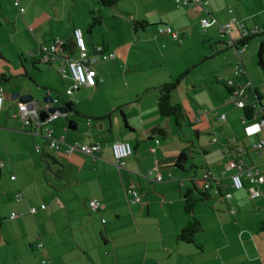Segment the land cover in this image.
Returning a JSON list of instances; mask_svg holds the SVG:
<instances>
[{"label": "crops", "instance_id": "1", "mask_svg": "<svg viewBox=\"0 0 264 264\" xmlns=\"http://www.w3.org/2000/svg\"><path fill=\"white\" fill-rule=\"evenodd\" d=\"M114 1L22 0L24 13L13 4L15 39L0 42V85L5 89L0 112V264H264V195L251 197L256 188L264 191V183L233 188L235 170L229 165L236 158L264 168V147H254L264 140V130L247 134L244 109L235 105L228 85L229 80L236 86L251 81L247 103L262 101L264 53L259 50L264 34L241 45L220 39L218 23H201L204 17L220 23L236 17L264 27V0H209L204 9L176 0ZM6 4L0 0L2 15L9 11ZM95 10L100 22L90 29ZM136 21L147 24L136 28ZM165 25L180 38L155 37ZM75 28L87 32L90 54L103 44L116 57L97 62V85L84 86L69 99L65 92L71 79L61 72V57L46 62L41 47L54 40L73 45ZM95 28L102 31L98 39ZM22 33L27 42L17 41ZM201 44L203 55L188 53ZM240 46L244 51L239 55ZM55 73L62 86L56 84ZM184 73L172 93V102L186 112L177 129L173 117L159 112V87ZM32 83L37 96L74 101L77 114L58 118L54 133L67 142L100 143L97 156L51 149L43 136L22 127L21 101L14 96L33 95ZM55 88L65 100L53 95ZM71 118L78 121L76 130L68 128ZM186 126L193 129L196 142L173 135ZM156 128L165 133H155ZM116 141H129L134 149L121 169L112 151ZM208 171L220 178L210 188L205 187ZM159 174L162 180L156 179ZM130 188L139 191L141 202L130 201ZM188 191L199 199L191 213L185 208ZM228 192L231 198L225 196ZM17 194L23 198L17 200ZM90 198L103 202L99 213L90 212ZM193 218L202 229L194 241L181 240L179 234ZM37 234L44 247L37 245Z\"/></svg>", "mask_w": 264, "mask_h": 264}, {"label": "built area", "instance_id": "2", "mask_svg": "<svg viewBox=\"0 0 264 264\" xmlns=\"http://www.w3.org/2000/svg\"><path fill=\"white\" fill-rule=\"evenodd\" d=\"M22 0H13L14 5L24 12V8L21 4ZM178 5H196L200 8H205L209 4V0H176ZM202 26L208 27L215 23L219 24V38L225 39L230 38L231 41L241 40L248 36H253L263 32L264 27L257 23H249L247 20L238 19L232 17L229 21L225 23H220L215 17H204L201 20ZM158 34H171L174 39H179L180 35L175 31L170 25L160 26L158 28ZM74 38V49L70 52L64 49L65 42L63 40H54L52 42L43 44L41 49L43 52L44 61L51 62L57 57H61L62 66L61 72L63 76L69 75L71 79V86L66 90L65 95L67 98H71L77 91H79L84 86L95 87L98 83L97 70L94 65L97 62L115 58L116 54L113 52H108L107 48L103 44L96 45L93 54H90L89 47L85 41L82 29L75 28L73 31ZM237 53L240 55L244 48L242 46L236 47ZM67 68V69H66ZM243 71L241 68L239 72ZM228 85L232 88V93L235 96V105L238 108H244L247 105L246 101V87L251 86L252 82L249 81L246 85H234L233 80L228 81ZM262 93L264 94V86L262 87ZM5 100V89L3 85H0V112L3 108ZM60 102L59 98H55V104ZM255 111V117L248 119L244 114L242 116V121L246 124L245 130L248 135H255L264 130V101L259 104H251ZM19 108V119L22 122V127L28 132L35 135H40L45 138V144L47 147L63 151L64 153L71 154L75 151H81L91 156H97L103 149L100 143H81V142H67L64 136H56L54 131L53 123L60 117H64V114L56 111L49 113L46 118H42L40 114V107L32 102H20ZM222 120L226 119V114L221 116ZM257 149H262L264 147V140H260L258 143L254 144ZM37 150L41 151V147L37 146ZM133 146L129 141H116L112 144V151L115 157V164L119 169L123 168L125 165V158L133 153ZM231 168L235 172L231 175L232 186L235 189H242L246 186L247 182L251 184L260 185L264 183V168L260 165H249L247 166L243 160L232 158L229 162ZM3 164H0V168ZM152 172H148V176ZM150 177V176H149ZM15 178V176H13ZM157 180H162V176L159 174L156 177ZM206 188L211 187V183L219 182L220 178L214 177L211 171L205 173ZM220 189H216L219 191ZM128 194L133 197L130 199L131 202H141L142 195L134 188L128 190ZM264 195V191L256 188L251 193L252 198H258ZM227 198H231L232 194L230 192L226 193ZM23 198L22 194H17V200ZM46 206L43 204L42 208ZM88 207L90 212L99 213L103 208V202L98 198H90L88 201ZM36 207H31V212H36ZM15 216V215H14ZM12 216V217H14ZM103 221H105L103 219ZM37 245L39 247H44V242L41 241V236L36 235Z\"/></svg>", "mask_w": 264, "mask_h": 264}, {"label": "trees", "instance_id": "3", "mask_svg": "<svg viewBox=\"0 0 264 264\" xmlns=\"http://www.w3.org/2000/svg\"><path fill=\"white\" fill-rule=\"evenodd\" d=\"M99 2L102 3V4H106V5H112V4L116 3V1H114V0H99ZM21 4H22V2H21ZM23 8H24V12H25L26 9H25V7H23ZM24 12H20V10H19V13H24ZM100 17H101L100 15H96V11L92 12L91 23L89 24L90 29L93 28L97 23L100 22ZM146 24L147 23L145 21H136V23H135L136 28H137V26L145 27ZM261 34H264V30H263V32H261L259 34H256V35H253V36H248V37H245V38H243L241 40H237V41H238L239 44L245 45V44H247L249 42L250 39H252V37H255V36H258V35H261ZM64 42H65L64 49L66 51L70 52L71 49H74V43H73V45H71V44L67 43L66 41H64ZM73 42H74V38H73ZM259 53H260V55H262L264 53V43L261 44ZM185 75H186V73L180 75L178 77V79H176L175 81L166 82V83L162 84L159 87V97H158V109H159V112L163 116H171V117H173L177 129H181L182 128V125H183L184 120L186 118V112H185L184 108L180 104H174L172 102V93L176 90V88L178 87V85L180 83V80ZM261 100H262L261 102H263L264 101V97H263V99L261 98ZM70 101H71L72 105L75 107L74 101L73 100H70ZM243 109H244V114L246 115V117L248 119H252L253 117H255L256 108H254L251 104L247 103V105H245V107ZM155 133L164 134L165 130L163 128H156L155 129ZM1 177H2V170L0 168V179H1ZM219 192H220V190H219ZM185 199H186L185 200L186 211L188 213L193 212L194 206L199 201V199L193 198L191 191H188L185 194ZM0 222H1V217H0ZM201 229H202L201 222L198 219L193 218L192 220L189 221L188 225L181 231V233L179 234V238L181 240H184V241H188V242L191 241L192 242V241L195 240L194 239L195 238V234Z\"/></svg>", "mask_w": 264, "mask_h": 264}, {"label": "rangeland", "instance_id": "4", "mask_svg": "<svg viewBox=\"0 0 264 264\" xmlns=\"http://www.w3.org/2000/svg\"><path fill=\"white\" fill-rule=\"evenodd\" d=\"M4 2L7 3L6 6L9 9V11H6L5 14H3V15L0 14V42H10L12 39H15L12 35L15 34V31H16V20H17L16 16L17 15L15 14V7L13 6V0H4ZM10 11H12V14H10ZM95 11H96V15H101L99 10H95ZM2 25H4L3 29L1 27ZM29 28L32 29V30H35L34 26H30ZM105 28L107 29V33L110 34L111 32L108 30L107 25H105ZM19 35L20 36H17V38H16L18 42H27L26 39H25L26 36L23 33L19 34ZM84 35H85L84 36L85 39H87L88 34H87L86 31H84ZM101 35H102L101 29L95 28L94 29L95 38L98 39V38H100ZM115 37H116V39L118 41L119 40L118 39V34L115 35ZM117 41H115V42H117ZM208 47H210V46H208ZM188 53L193 54V55H197V56L198 55H203L204 54L203 44H201V46L194 45L192 47V49L188 51ZM188 53H186V54H188ZM206 62H208V61H206ZM204 64H206V63H204ZM55 75L58 78V81H56V84H58V85L60 84L59 86H62V81H61L60 76L57 73H55ZM31 88L34 89V94L33 95H34L35 98L42 99L45 96V95L37 96V94H35L36 93L35 89L37 88V86L34 83H32ZM57 89H59V88H55V91L53 92V95L55 96V95L59 94V95H61L60 97L63 100H65V97H64L63 93L60 90L58 91ZM66 98H67V96H66ZM61 102L62 101L60 99V103ZM60 103H58V104H60ZM74 117H77V116H74ZM186 130H187V132H186ZM170 134H172L171 131L169 132V135ZM173 135L176 136V137H180L184 141H189L188 139L190 137H193L192 138L193 141L196 142V138H194L195 137V133L193 132V129H191V127H189V126L183 127L181 133L175 132V130H174L173 131ZM187 143H190V142H187Z\"/></svg>", "mask_w": 264, "mask_h": 264}, {"label": "water", "instance_id": "5", "mask_svg": "<svg viewBox=\"0 0 264 264\" xmlns=\"http://www.w3.org/2000/svg\"><path fill=\"white\" fill-rule=\"evenodd\" d=\"M14 98L19 99L21 102H32L38 107H40L41 117L44 119L51 112L59 111L64 114V116H68V114H77L75 111V107L72 105L71 101L63 102L59 105L55 104V98L52 95L47 94L42 99H35L32 94H24L20 93L15 94ZM78 126V121L74 119H70L68 121V128L72 130H76Z\"/></svg>", "mask_w": 264, "mask_h": 264}]
</instances>
